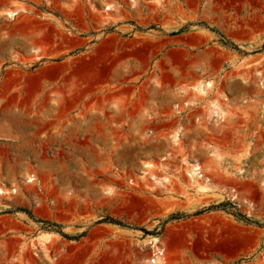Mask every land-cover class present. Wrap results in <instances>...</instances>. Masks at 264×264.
Segmentation results:
<instances>
[{
  "label": "rangeland",
  "instance_id": "rangeland-1",
  "mask_svg": "<svg viewBox=\"0 0 264 264\" xmlns=\"http://www.w3.org/2000/svg\"><path fill=\"white\" fill-rule=\"evenodd\" d=\"M157 258L264 264V0H0V264Z\"/></svg>",
  "mask_w": 264,
  "mask_h": 264
},
{
  "label": "bare ground",
  "instance_id": "bare-ground-1",
  "mask_svg": "<svg viewBox=\"0 0 264 264\" xmlns=\"http://www.w3.org/2000/svg\"><path fill=\"white\" fill-rule=\"evenodd\" d=\"M109 9V8H108ZM15 14V12H9L8 13V16H13ZM200 93L201 94H205V89H200ZM151 166V165H150ZM150 168H153V167H150ZM200 168L199 167H196L195 166V168H194V170H192L193 171V175L194 176H198V170H199ZM48 236L49 235H46V234H44L43 236H42V238H43V242H41V244H39V246H41V245H44L46 242H47V239H48ZM163 254H164V251L163 250H159V258L160 257H162L163 256ZM160 260H162V259H160ZM152 264H157L158 262H159V259L157 258V259H152L151 261H150ZM161 264V263H160Z\"/></svg>",
  "mask_w": 264,
  "mask_h": 264
}]
</instances>
